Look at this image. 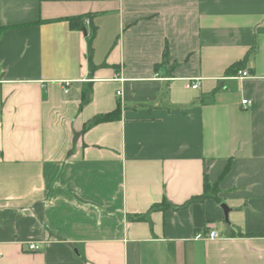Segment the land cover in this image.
<instances>
[{
  "label": "crops",
  "instance_id": "crops-1",
  "mask_svg": "<svg viewBox=\"0 0 264 264\" xmlns=\"http://www.w3.org/2000/svg\"><path fill=\"white\" fill-rule=\"evenodd\" d=\"M0 28V264H264V0H0Z\"/></svg>",
  "mask_w": 264,
  "mask_h": 264
},
{
  "label": "trees",
  "instance_id": "trees-1",
  "mask_svg": "<svg viewBox=\"0 0 264 264\" xmlns=\"http://www.w3.org/2000/svg\"><path fill=\"white\" fill-rule=\"evenodd\" d=\"M67 19H69L70 21H72L74 18L73 17H69ZM0 31H1V28H0ZM232 66L234 68H239L241 66V62H236ZM89 92H90V90L89 91H86V90H83L82 91L81 105L85 104L89 100V95H90ZM118 116H119V108L117 106L116 109H114L112 111H109L108 113L101 114V115H98V116H95L94 118H92L91 121L86 125V127L91 126V125H93L95 123L102 122V121L115 119ZM207 187H208V182L206 180H204V182H203V188H204L205 191H206V188ZM166 204L167 203L164 202V201L161 202V203L153 204L147 213L135 215L134 216V219H136V220L148 219V213L151 210L163 209Z\"/></svg>",
  "mask_w": 264,
  "mask_h": 264
},
{
  "label": "built area",
  "instance_id": "built-area-1",
  "mask_svg": "<svg viewBox=\"0 0 264 264\" xmlns=\"http://www.w3.org/2000/svg\"><path fill=\"white\" fill-rule=\"evenodd\" d=\"M247 75H248V72L246 70H238V74H237L238 77L242 78V77H246ZM190 86L192 88H196L197 82H191ZM242 103H246V100H242ZM218 236L219 235L215 230H210L206 234H202V233L195 234V238L197 239H214V238H218ZM27 246L29 250L36 251L39 249V244L37 243L30 242L27 244Z\"/></svg>",
  "mask_w": 264,
  "mask_h": 264
},
{
  "label": "water",
  "instance_id": "water-1",
  "mask_svg": "<svg viewBox=\"0 0 264 264\" xmlns=\"http://www.w3.org/2000/svg\"><path fill=\"white\" fill-rule=\"evenodd\" d=\"M221 207L223 208V210H224V212H225V214H226L227 207H226L224 204H222Z\"/></svg>",
  "mask_w": 264,
  "mask_h": 264
}]
</instances>
